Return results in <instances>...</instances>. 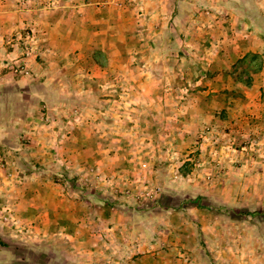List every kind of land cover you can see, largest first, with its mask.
I'll list each match as a JSON object with an SVG mask.
<instances>
[{
  "label": "rangeland",
  "instance_id": "1",
  "mask_svg": "<svg viewBox=\"0 0 264 264\" xmlns=\"http://www.w3.org/2000/svg\"><path fill=\"white\" fill-rule=\"evenodd\" d=\"M1 246L264 264V0H0Z\"/></svg>",
  "mask_w": 264,
  "mask_h": 264
},
{
  "label": "crops",
  "instance_id": "2",
  "mask_svg": "<svg viewBox=\"0 0 264 264\" xmlns=\"http://www.w3.org/2000/svg\"><path fill=\"white\" fill-rule=\"evenodd\" d=\"M37 0H33V2L35 3ZM25 14H27V11H24ZM103 212L105 211L106 213L108 212V209H102ZM104 214H101V218L98 217L97 219V227H99V231L96 232V234H94L97 242H95L96 244H100V245H104V244H108V243H112L114 241V239L116 238V235H118V233H115V230H117V228L119 227V225H117V221L114 220V216L115 213L114 211H111L110 214V219H108V217H104ZM82 221V220H81ZM35 226L38 225V223L34 224ZM34 225L32 227H34ZM72 225V223H71ZM92 223L89 224L88 223H73L74 228H78L79 230H81L82 228H84L85 226L87 227H91ZM101 231V232H100ZM115 233V234H114ZM79 237H75V239L80 238ZM81 242V241H80ZM2 248V246L0 247ZM1 253V250H0ZM138 257L135 258V261H132L131 263L137 262L138 261Z\"/></svg>",
  "mask_w": 264,
  "mask_h": 264
}]
</instances>
